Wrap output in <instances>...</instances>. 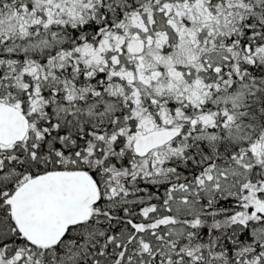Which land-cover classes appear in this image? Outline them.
Listing matches in <instances>:
<instances>
[{"label":"snow or ice","instance_id":"obj_1","mask_svg":"<svg viewBox=\"0 0 264 264\" xmlns=\"http://www.w3.org/2000/svg\"><path fill=\"white\" fill-rule=\"evenodd\" d=\"M0 264H264V0H0Z\"/></svg>","mask_w":264,"mask_h":264}]
</instances>
